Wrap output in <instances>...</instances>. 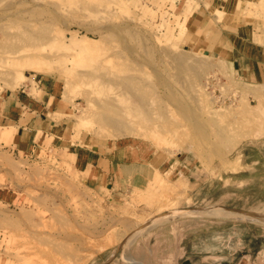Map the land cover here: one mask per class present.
Instances as JSON below:
<instances>
[{"label":"rangeland","instance_id":"obj_1","mask_svg":"<svg viewBox=\"0 0 264 264\" xmlns=\"http://www.w3.org/2000/svg\"><path fill=\"white\" fill-rule=\"evenodd\" d=\"M244 27L264 46V0H0V101L53 102L27 154L0 129V264L264 260L262 220L155 221L264 217V97L218 48Z\"/></svg>","mask_w":264,"mask_h":264},{"label":"crops","instance_id":"obj_2","mask_svg":"<svg viewBox=\"0 0 264 264\" xmlns=\"http://www.w3.org/2000/svg\"><path fill=\"white\" fill-rule=\"evenodd\" d=\"M185 24L187 27L190 26L191 28L195 27L198 29L208 24V21H185ZM234 36H229V40L224 37L220 38L225 44L218 48L226 56L225 60L227 62L234 61L233 64L235 66L237 80L249 88L252 93H255V97H264V46L255 42L245 27L239 30ZM228 41L230 42L229 44ZM41 81L39 82L41 83V88L38 90V92H41V95L38 98L31 95V88H27L22 91V96H10L0 101V129H14L12 136L13 153L27 154L37 144L40 132L49 133L51 131L45 127V112L53 105L52 96L50 87L47 86L46 82ZM74 155L76 157V165H79L85 172H94L93 175H96L97 178L105 167V163L108 161L110 172V164H113L112 161L115 160L112 157L105 160V158L98 155L94 156L88 152H77ZM121 170H123L122 167ZM214 210L196 213L229 214L236 216V218H245L241 216V213H246L237 210H227L225 208H215ZM226 234L224 232V237H226ZM207 239L210 241L211 236H208ZM221 243L222 239H220ZM220 252L222 255H226L225 259L221 256L218 258L215 254L213 256L212 253L208 256L194 254L182 259L178 264H255V257L250 254L243 252H241L242 255L228 254L231 257L229 259L227 251L222 252L220 250ZM257 261L259 263L256 264H264V260ZM130 263L144 264L140 262V259L135 258Z\"/></svg>","mask_w":264,"mask_h":264},{"label":"bare ground","instance_id":"obj_3","mask_svg":"<svg viewBox=\"0 0 264 264\" xmlns=\"http://www.w3.org/2000/svg\"><path fill=\"white\" fill-rule=\"evenodd\" d=\"M206 210H197V211H193V212H190V211H186V212H180V211H175V212H169V213H173L174 215H177V214H180V213H185V214H190V213H196V212H205ZM207 211H212V210H207ZM260 213V212H258ZM262 213V212H261ZM243 217H245L246 219H252V220H262L264 221V217L260 214H257V213H241ZM236 217V216H235ZM239 217V216H238ZM240 218V217H239ZM242 218V217H241ZM243 218V219H245ZM161 221V220H159ZM157 222V221H156ZM158 223V222H157ZM153 226V224H151ZM150 226V225H149ZM149 227H147L148 229ZM140 230V229H139ZM146 230V229H145ZM143 232V231H142ZM138 233V232H137Z\"/></svg>","mask_w":264,"mask_h":264},{"label":"water","instance_id":"obj_4","mask_svg":"<svg viewBox=\"0 0 264 264\" xmlns=\"http://www.w3.org/2000/svg\"><path fill=\"white\" fill-rule=\"evenodd\" d=\"M173 215H174L173 213H166L164 215L159 216L155 221H159V220H162V219H166V218L171 217Z\"/></svg>","mask_w":264,"mask_h":264}]
</instances>
